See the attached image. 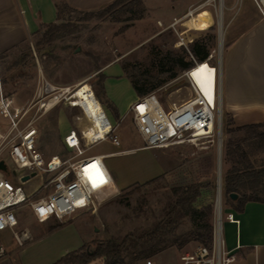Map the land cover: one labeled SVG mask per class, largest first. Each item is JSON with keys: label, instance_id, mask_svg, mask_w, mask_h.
Here are the masks:
<instances>
[{"label": "rangeland", "instance_id": "1", "mask_svg": "<svg viewBox=\"0 0 264 264\" xmlns=\"http://www.w3.org/2000/svg\"><path fill=\"white\" fill-rule=\"evenodd\" d=\"M153 2L162 3V0ZM221 3L223 4V0ZM214 4L219 6V1H214ZM205 8L213 9V15L210 10L202 9L191 15L186 25H177V29H164L162 8L152 11L144 0L143 7L134 5L131 11L104 19L94 17L90 20H80L82 14L79 11L66 10L64 21L76 25L74 31L61 32L57 38L46 41L44 33L47 28H42L28 37L22 45L2 55L0 85L8 95L15 98V104L23 105L34 98L44 81L59 88L69 87L70 93L79 84L88 83L92 85L109 119L116 125L114 133L120 144L113 145L109 141H103L88 149L86 155L143 146L133 116L129 114L124 119H121L122 115L116 116L113 108L104 99L106 88L104 86L103 90L100 87V74L95 71L104 64L118 61L104 71V81L109 79L107 87L125 101H129L132 95L136 94L127 76L145 79L146 86H155L158 80H163V83L151 92H155L161 103L169 107L193 95L188 81L183 77L184 70L180 69L175 61L179 57H183L185 61H194L193 57H197L192 54L191 49L192 45L198 43L210 53L206 61L193 68L192 75L204 93L212 99L213 86L209 79L217 78V74L220 78L225 44L223 41L221 53V10L219 14L214 6ZM183 30L186 32L181 34ZM179 41H183V44ZM200 65H203L201 71L207 73L205 78H201ZM34 112L35 109L31 110L27 118ZM78 115H82L81 109L65 101L48 110L42 108L38 112V146L46 155L59 154L66 157L69 154L64 146L63 136L71 128L81 129L87 124L85 119L77 120ZM222 116L221 136L216 130L212 136H197L184 143L163 148H137L117 158L108 159L113 165H117L119 175L129 178L135 176L139 178V183L155 178L162 165L167 164L166 173L156 176L155 182L134 192H128V186L120 190L115 186L113 190L102 194L101 199H96V208L77 210L63 221L53 217L39 223L29 208L23 207L18 212L20 222L30 228L33 238L24 246H13L11 253L1 259L0 264H54L67 253L79 250L84 245L86 250L91 251L96 243L107 238L121 239L130 232L139 233L156 223L168 222L169 205H173L177 200L183 202L185 215L161 232L159 236L162 239L173 240L183 233L202 230L209 224L213 227L217 211L219 142L222 139L223 179L224 173L233 164L232 161H225V146L229 139L235 143L243 136L241 132L232 136L228 129L235 126L230 116L224 111ZM3 119L0 115V123ZM0 126L4 128L6 125ZM89 128H93L91 123ZM91 134L94 138L93 132ZM245 147L254 165L263 166L264 151L254 154L253 147ZM4 174L13 185L20 184L27 191H31L42 180L40 176H33L22 183L17 176L14 175L11 179L7 173ZM260 195L264 198V192ZM221 198L225 222L227 212L235 202L230 200L224 188ZM102 200L104 201L101 202ZM60 223L62 225L57 226ZM5 239H10L8 232L5 233ZM198 242L201 241L191 240L183 247L175 243L163 252L139 260L136 264H145L148 259H153L157 264H176L181 253L191 250ZM152 243L153 241H144L130 248L124 254L123 261L131 264L132 256ZM104 263V258H97L88 264Z\"/></svg>", "mask_w": 264, "mask_h": 264}, {"label": "built area", "instance_id": "2", "mask_svg": "<svg viewBox=\"0 0 264 264\" xmlns=\"http://www.w3.org/2000/svg\"><path fill=\"white\" fill-rule=\"evenodd\" d=\"M214 1L216 0H205L198 8L214 6ZM218 1L219 6L215 7L220 14L221 0ZM254 1L264 16V0ZM196 9H189L186 15L191 16ZM176 22L175 20L174 24ZM179 43L183 44V41ZM193 60L195 65L183 71V77L193 91L190 98L165 107L157 94L151 92L140 97L131 107L136 129L143 140L142 147H168L184 143L193 137L212 136L216 130L221 136L223 116L218 74L210 99L192 75L193 68L199 63L195 57ZM69 90V87L59 88L44 81L32 100L17 105L15 98L8 95L0 85V115L4 118L0 124L6 125L4 128L0 126V161L4 160L7 165V171L0 169V260L10 254V245L21 247L33 238L30 228L20 222L18 212L23 207H28L39 223L53 217L63 221L77 210L96 208V199L115 188L114 177L103 155H86V152L106 140L119 145L120 140L114 133L116 125H113L105 112L100 116L104 134L91 138L87 134L88 125H96V121L78 102L74 96L76 91L70 93ZM61 101L70 102L72 106L80 108L82 115H78L77 120L87 121L85 127L71 128L63 136L64 146L69 152L66 157L59 154L46 155L38 146V112L42 108L48 110ZM33 109V115L27 118ZM4 172L11 179L14 175L17 176L22 183L33 176H40L42 180L31 191H27L20 184L13 185ZM25 175L32 176L24 181ZM101 176L105 181L103 183L100 182ZM216 209L211 241L198 242L191 250L182 252L176 264H230L235 261L236 255L227 249L223 237L222 198L217 199ZM226 218L229 221H238L233 211H228ZM6 232L10 234L9 241L5 239ZM145 264L157 262L148 259Z\"/></svg>", "mask_w": 264, "mask_h": 264}, {"label": "crops", "instance_id": "3", "mask_svg": "<svg viewBox=\"0 0 264 264\" xmlns=\"http://www.w3.org/2000/svg\"><path fill=\"white\" fill-rule=\"evenodd\" d=\"M58 1L0 0V57L22 45L28 37L41 29L42 23L58 22L56 6ZM66 1L78 10L87 11L101 8L114 0ZM153 1L144 0L152 11L162 8V27L164 29L172 27L177 29V25H186V21L190 17L186 13L194 7L197 8L194 14L202 9H208L213 15L211 8H198L205 0H162V3ZM215 6L216 4H214ZM175 20L177 22L174 24ZM222 22L225 44L220 68L222 109L225 114L230 116L234 126L264 122V16L254 0H223ZM185 32L183 30L181 34ZM117 62L104 64L95 73H104L112 63ZM215 79V77L209 79V83L213 87ZM108 80L104 81L106 88L104 99L116 109L117 117L122 115L121 119H124L127 115H132L131 107L140 98L136 90L134 89L136 94L132 95L129 101H125L107 87ZM79 98V103L85 107L88 114H91L90 117L95 121L105 114L92 87L88 97ZM87 98L95 101L96 105L93 109ZM92 132L95 137L99 136L95 135L92 128H89L87 134L91 138H93ZM137 148L144 147L97 153L103 155L118 190L140 181L135 176L129 178L119 175L117 165H113L108 159L117 158V156ZM167 169V164H163L156 176L166 173ZM229 211H233L238 219V221L226 220L223 223L226 247L236 255L235 261L230 264H264V202L248 201L244 210L238 211L230 207ZM13 246L10 245L11 251Z\"/></svg>", "mask_w": 264, "mask_h": 264}, {"label": "trees", "instance_id": "4", "mask_svg": "<svg viewBox=\"0 0 264 264\" xmlns=\"http://www.w3.org/2000/svg\"><path fill=\"white\" fill-rule=\"evenodd\" d=\"M134 5L143 7V0H114L113 2L99 9L87 11L78 10L70 6L66 0H59L56 3L59 21L48 24H41V29L47 28L44 33V39L46 41H51L57 38L61 32L72 33L74 31L76 25H73V23L71 22L64 21V11L66 10L71 12L79 11L82 14L80 20H90L94 17L104 19L108 16H114L119 13L131 11ZM60 20L63 21L60 22ZM191 51L192 54L197 57L196 59L199 63L206 61L210 53L204 46H200L198 43L192 45ZM175 63L178 64V66L182 70L191 68L195 65L194 61H185L183 57L176 58ZM201 66L203 65H200L199 72L201 78H205L207 76V73L201 71ZM98 74H100V87L105 90V75L101 72H99ZM128 77L130 78L134 89L140 97L150 93L156 86H159L163 83V80H158L157 85L146 86L145 79L139 77L134 78L132 76ZM109 105L117 114V111L113 107V105L111 103H109ZM228 132H230L232 136L241 132L243 133V136L240 137L235 143L232 141V139H229L225 146V161H232L233 164L224 173L222 179V188H224L226 194L229 195L230 200H233L235 202L231 207L238 211H242L244 210L245 204L248 201L264 202V198L260 195V193L264 192V165L256 167L254 165V162L249 158V152L245 147H253L252 153L254 154L258 151H264V122L235 126L229 128ZM156 180L157 178L155 177L144 183L136 182L127 187L130 190L128 192H134L135 190L153 183ZM233 193L237 194V198H232L230 196ZM195 198L196 197H194V199ZM182 206L183 202L179 200L175 201L173 205H169V209L167 210L168 222L166 223H156L151 228H148L139 233L130 232L121 239L107 238L96 243L95 247L91 251L86 250L84 248V245L79 250L67 253L59 260H57L54 264H88L97 258H104L105 264H126L123 261V257L130 248L136 247L138 244H141L144 241H153L150 246L143 247L132 256L130 263L136 264V262L139 260L163 252L175 243L179 247H183L191 240H200L201 242L205 243L210 242L213 231V227L210 224L202 229L204 230V232L200 229H198L197 231H189L183 233L173 240L165 241L159 236L161 232H164L168 226L174 225L175 223H177V221H179V218L185 215ZM59 225H62V223L57 224V226Z\"/></svg>", "mask_w": 264, "mask_h": 264}, {"label": "bare ground", "instance_id": "5", "mask_svg": "<svg viewBox=\"0 0 264 264\" xmlns=\"http://www.w3.org/2000/svg\"><path fill=\"white\" fill-rule=\"evenodd\" d=\"M222 7H223V4L221 3V15H220V22H219V25H220V48H221V53H222V46H223V22H222ZM93 88V87H92ZM68 89V88H67ZM70 89V88H69ZM76 91L75 92V95L74 96H79L81 98L83 97H88V94L91 92V87L88 83H85V84H80L78 87H76V89L74 90ZM73 91V92H74ZM77 97V100L78 102H80V98ZM88 99V98H87ZM89 101V105L90 107H93L96 105L95 101L92 99V101L90 100V98L88 99ZM223 111V110H222ZM95 112V111H94ZM91 115V114H90ZM92 124V123H91ZM93 126V131L95 133V135H100V134H104V130H103V127L101 125V121L99 118L96 119V125L92 124ZM98 131V132H97ZM219 165V164H218ZM220 172L222 173V157H221V161H220ZM222 197V194L219 196V200L221 199Z\"/></svg>", "mask_w": 264, "mask_h": 264}, {"label": "water", "instance_id": "6", "mask_svg": "<svg viewBox=\"0 0 264 264\" xmlns=\"http://www.w3.org/2000/svg\"><path fill=\"white\" fill-rule=\"evenodd\" d=\"M219 96H222V91H221V78H219ZM221 98V97H220ZM220 107L222 110V100L220 99ZM222 157V139H220L219 142V154H218V178H217V199H219V196L222 194V173L220 172V161ZM0 169L3 171H7V165L5 164L4 160L0 161ZM34 175V174H32ZM32 175H25L23 177V180L26 181L28 180ZM232 198H237V194L233 193L230 195Z\"/></svg>", "mask_w": 264, "mask_h": 264}, {"label": "snow or ice", "instance_id": "7", "mask_svg": "<svg viewBox=\"0 0 264 264\" xmlns=\"http://www.w3.org/2000/svg\"><path fill=\"white\" fill-rule=\"evenodd\" d=\"M93 167H95V165H94ZM100 182H101V183L105 182V181L103 180L102 176H101V178H100ZM93 184H94V186H95V180H93Z\"/></svg>", "mask_w": 264, "mask_h": 264}]
</instances>
